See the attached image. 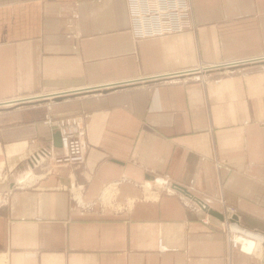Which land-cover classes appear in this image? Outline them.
<instances>
[{
	"label": "crops",
	"instance_id": "0c3cea01",
	"mask_svg": "<svg viewBox=\"0 0 264 264\" xmlns=\"http://www.w3.org/2000/svg\"><path fill=\"white\" fill-rule=\"evenodd\" d=\"M191 1L138 39L127 0H0V101L39 98L0 107V264H264V60L167 75L264 57V0ZM48 115L82 118L83 163L33 165Z\"/></svg>",
	"mask_w": 264,
	"mask_h": 264
},
{
	"label": "built area",
	"instance_id": "2783aa9c",
	"mask_svg": "<svg viewBox=\"0 0 264 264\" xmlns=\"http://www.w3.org/2000/svg\"><path fill=\"white\" fill-rule=\"evenodd\" d=\"M131 28L136 38L161 36L171 33L182 32L186 29L194 28L196 23L191 0H127ZM74 17L78 13L74 12ZM248 62V61H247ZM245 61H221L216 63L201 62L193 67L181 69L168 76H187L195 81L208 84L212 81L219 82L225 75L233 74L238 68L237 64H245ZM32 97L18 98L19 101L28 100ZM36 98V97H34ZM22 99V100H20ZM13 100V99H12ZM17 100V101H18ZM47 123L55 126L60 132V150L54 146H40L34 149L30 155V160L35 166L42 165L48 159L57 164H81L86 158V146L84 143V124L78 115L54 116L48 115ZM157 184L170 186L171 181L167 176L158 175L154 177ZM193 190L194 187H191ZM5 197L0 198V203ZM185 204L195 209L197 203L188 197H183ZM234 247L243 249L255 247L246 230L239 229L231 236ZM248 243L250 244L248 246ZM162 250L169 247L159 241Z\"/></svg>",
	"mask_w": 264,
	"mask_h": 264
},
{
	"label": "bare ground",
	"instance_id": "6f19581e",
	"mask_svg": "<svg viewBox=\"0 0 264 264\" xmlns=\"http://www.w3.org/2000/svg\"><path fill=\"white\" fill-rule=\"evenodd\" d=\"M258 59L260 60V59H263L264 60V57H262V58H255V59H238V61H245V62H247V63H249V61L250 62H254V61H258ZM237 61V60H236ZM246 63V64H247ZM238 65V67H241V65L240 64H237ZM103 86V85H102ZM90 88V87H89ZM38 98V97H37ZM18 99H13V100H6V101H0V103H1V107H6V106H12V105H17V103L18 102H20L19 100L17 101ZM20 100H22V99H20ZM20 105V104H19ZM116 194V193H115ZM113 196V195H112ZM113 198V197H112Z\"/></svg>",
	"mask_w": 264,
	"mask_h": 264
},
{
	"label": "water",
	"instance_id": "95a60500",
	"mask_svg": "<svg viewBox=\"0 0 264 264\" xmlns=\"http://www.w3.org/2000/svg\"><path fill=\"white\" fill-rule=\"evenodd\" d=\"M107 86V85H106ZM110 87V86H109ZM103 87L102 86H99V87H93L92 89H89V90H100V89H102ZM106 88H108V87H106ZM39 98H36V99H28V100H22V101H20V102H18L17 104H23V103H28V102H32V101H35V100H38ZM0 105H1V103H0ZM1 107V106H0ZM57 144L58 145H61V141H60V132L58 131V133H57ZM211 212L213 213V214H215V215H217V213L215 212V211H212L211 210Z\"/></svg>",
	"mask_w": 264,
	"mask_h": 264
},
{
	"label": "rangeland",
	"instance_id": "374dc122",
	"mask_svg": "<svg viewBox=\"0 0 264 264\" xmlns=\"http://www.w3.org/2000/svg\"><path fill=\"white\" fill-rule=\"evenodd\" d=\"M233 61V60H232ZM212 82H214V81H212ZM212 82H210V83H212ZM210 83H208V84H210ZM204 84V83H203ZM208 84H205V85H208ZM55 116V115H54ZM59 116H63V115H59ZM56 117H58V116H56ZM46 121H47V119H46Z\"/></svg>",
	"mask_w": 264,
	"mask_h": 264
}]
</instances>
